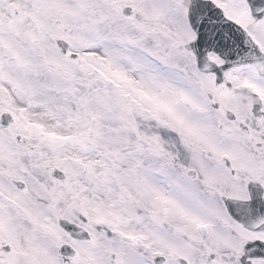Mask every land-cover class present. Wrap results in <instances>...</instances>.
<instances>
[{"label":"snow or ice","instance_id":"6c2138e0","mask_svg":"<svg viewBox=\"0 0 264 264\" xmlns=\"http://www.w3.org/2000/svg\"><path fill=\"white\" fill-rule=\"evenodd\" d=\"M0 264H264V0H0Z\"/></svg>","mask_w":264,"mask_h":264}]
</instances>
